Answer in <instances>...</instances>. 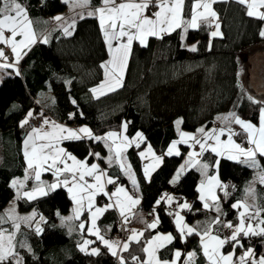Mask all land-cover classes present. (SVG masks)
<instances>
[{
	"label": "trees",
	"instance_id": "obj_1",
	"mask_svg": "<svg viewBox=\"0 0 264 264\" xmlns=\"http://www.w3.org/2000/svg\"><path fill=\"white\" fill-rule=\"evenodd\" d=\"M21 3L27 8L37 34L41 37L47 31L49 42L38 41L23 59L15 62V68H8L0 84V211L16 194L11 186L12 178L24 176L27 168L22 136L34 127L26 124L21 128L20 122L30 111L33 115L27 118L42 117L44 121L48 116L68 125H86L95 136L121 130L122 124L127 122L130 137L137 132L145 137L139 148L133 144L127 149V158L138 187L130 183L118 164L105 165L118 183L125 184L133 194L140 195V207L126 221L132 231L143 232V236L139 243L132 241L128 251H123L120 256L124 257L125 264H137L132 260L133 256L139 257L140 262L144 261L146 254L142 248L147 240L158 231H163L176 237L159 251L163 259L171 258L175 249H181L195 251L198 261L207 262L200 236L193 234L181 240L175 226L176 208L163 201L157 205L156 201L170 191L178 204L191 202V210L183 209L182 213L192 226L195 221L199 222L200 226L194 225L199 232L217 218V212L212 208L205 209L199 200L197 189L202 175L197 169H189L177 183H170L188 147L181 146L180 156H167L165 153L171 142L179 138L180 129L196 131L200 127H211L218 117L232 112L253 123L258 122L264 97L256 96L246 87L247 84L242 85L241 80L243 78L246 82L247 79L246 53L251 55L263 48L255 46L263 39L259 32L264 28V20L247 16L246 5L239 4L237 0H217L213 9L219 17L222 35L211 37L213 26L202 24L199 29H189L187 33L180 28L163 35L162 39L150 37L147 46L135 41L122 86L105 95L95 96L90 90L105 79L101 64L109 58L99 20L86 15L77 20L73 34L66 36L63 27L53 24L52 18L65 12L70 7L68 2L21 0ZM192 3L193 0L185 2L186 20L191 18ZM100 4L101 0H91L87 5L96 7ZM182 36L184 39H181ZM189 44H195L197 51H190ZM6 51L10 53V49ZM177 121H180L179 128ZM224 124L230 126L232 123L225 121ZM62 144L71 154L89 161L94 158L89 155L90 152L108 153L103 141L85 138L63 141ZM146 144L164 156V162L153 172L151 179L144 176L139 155ZM216 159H220L219 168L210 167L208 174L217 172L221 182L229 185V195L225 196L219 189L218 197L222 218L226 223L231 221L235 225L239 222L240 209H234L232 204L245 199L246 187L256 170L226 157L218 158L210 151L201 160L212 165ZM259 159V169L264 174V158ZM101 160L104 161L103 158ZM255 193V205L264 208V184L257 182ZM104 197L100 194L98 200L101 202ZM19 204L22 212L35 210V220L42 214L48 218L39 234L33 228L35 221L31 227L21 223L19 231H16L15 251L22 256L23 264H120V256H113L96 236L87 231L89 224L84 220L88 219L89 212H83L79 220L61 224L60 217H68L73 211V201L65 188L31 201L20 198ZM57 212L60 216L56 215ZM148 213L159 217L156 229L147 228ZM120 216L115 208H109L99 220L105 239L115 238ZM262 218L264 213L257 219ZM81 222L85 223L83 231L78 229ZM256 223L257 220H254V225ZM223 224L221 222L212 227H223ZM6 230L14 231L12 227ZM84 240L94 242L87 246L86 252L78 247ZM240 241L243 247L235 248L234 261L247 248L254 249L256 256H264V240L259 236L244 237ZM92 248H98L99 253L91 254ZM223 250L229 253L233 247L226 244ZM5 264H15V260L10 258Z\"/></svg>",
	"mask_w": 264,
	"mask_h": 264
},
{
	"label": "snow or ice",
	"instance_id": "obj_2",
	"mask_svg": "<svg viewBox=\"0 0 264 264\" xmlns=\"http://www.w3.org/2000/svg\"><path fill=\"white\" fill-rule=\"evenodd\" d=\"M67 3L68 0H65ZM186 0H101L100 6L94 10L89 11L87 16H95L99 20V26L103 33V39L107 46L110 59L101 64L104 69L105 80L97 87L92 88L90 91L93 94L105 95L107 92L115 91L118 87L122 86L123 75L127 68L128 60L132 54V46L134 41H138L142 46H147L149 37H157L162 39L163 35L171 34L176 29H183L187 33L189 29H199L201 25L211 27L215 24V31L210 33L211 37L222 35L219 31L220 25L218 23L219 17L213 10L212 5L217 0H193L191 5V19H184V7ZM241 5H246L247 16L257 17L264 20V12L258 11L259 8L264 7V0H237ZM80 4H90L91 0H79ZM150 7H156L158 10L152 16L146 15V11ZM202 9V10H201ZM84 18L83 15L80 17ZM56 21H61L63 17L56 16L53 18ZM76 20L73 19L70 24L63 27V33L66 36H71L75 29ZM33 21L29 18L27 8L21 3V0H0V44L7 45L11 48L16 63L26 54L25 49H29L32 45L37 43V35L33 28ZM9 32L10 36H5V32ZM261 37H264V28L259 32ZM20 36L21 39L17 40L16 37ZM181 39H184L182 36ZM48 38L44 37L42 43L47 44ZM115 42V43H114ZM211 46V45H209ZM190 51H197L195 44L191 45ZM0 58L8 61L9 57L5 55L4 49L0 48ZM15 63H2L0 68H15ZM19 75V71L16 72ZM106 89V91H105ZM251 99V97H249ZM74 103V102H73ZM33 113L30 111L27 117H31ZM20 122V127L23 128L28 124V118ZM71 118V116H70ZM218 119H220L218 117ZM229 124L235 123L239 125L244 133L247 135V143L250 145L248 148L243 147L241 144L236 143L233 136L239 135L235 133L231 127H222L219 129H212L205 132L204 128H199L197 131L203 135V139H198L195 135L180 132V139L171 142L165 155L167 156H180V150L177 147L179 144H188L190 141L199 145L200 151H191L183 164L180 165L176 175L170 181L175 184L180 180L181 176L188 169H197L204 179L201 180L197 191L200 193L199 200L203 201V207L208 209L215 206L217 212H220L219 197L216 195L217 188L224 192L225 196L229 195L227 191L229 185L223 184L218 175H209V168L218 169L220 166V159H216L212 165L202 162L200 159L205 152L211 151L217 157H226L229 160H234L243 163L252 168L261 167L259 161L256 159L257 155L264 158V106L259 109V126L253 124L251 121H245L234 112L229 113L228 116L223 118ZM179 128L180 121H177ZM44 125H50L51 131H43V126L40 128H32L31 132L26 134L24 139V152L23 155L26 160L27 169H31L34 173L35 180L38 182L37 186L30 190H24L25 182L29 179L25 175L24 181L13 180L11 186L17 189V198H26L27 200H35L37 197L48 196L50 193L55 192L57 189L65 188L71 197L75 207L73 208L72 216L60 217L61 224L67 221L79 220L83 212L90 213L91 226L87 231L95 235L97 240L101 241L111 252L113 256L117 255L114 246H118L117 242L105 239L96 225V221L108 208H112L113 204L109 203L104 207H95V197L98 194L109 196L105 190V177L106 183L115 185L117 183L111 176L107 175L105 170H101L100 166L96 163L88 164L87 159L78 160L76 156L72 155L65 148L61 147L62 141H78L85 138L101 141L103 140L109 148L110 153L114 151L115 160L119 164L124 174L128 176L133 186L138 187L137 180L131 172V165H126L123 153L127 148L133 144L137 148L144 142L145 137L143 133L137 132L136 136L129 139L123 132L127 131L128 123L122 124L123 132L117 133L110 131L105 136H95L92 130L88 127H81L79 129L67 128L63 125L56 124L54 121L44 119ZM227 132V140H221V136ZM37 141H43L37 143ZM111 141V144H108ZM214 141V143H209ZM90 156L99 157V153H89ZM141 158L148 159L151 157L150 162L144 166V176L151 179L152 173L164 162L163 155H157L149 144L145 151L139 153ZM71 161V164L68 163ZM112 158L109 157V164L111 165ZM58 165H62L58 166ZM51 171L57 177L56 182L45 184L41 181V172ZM70 174V178L60 179L61 176ZM85 177H92L93 182H89ZM260 183L264 184V175H261ZM234 187V186H233ZM250 195H254V189L247 190ZM111 196L116 197V206L119 207L121 216L127 220L128 214H133V208L140 203V199L133 197L123 186H117ZM122 197V198H121ZM111 198V197H110ZM162 200L171 205L175 197L168 195L161 196L156 204L159 205ZM209 201L212 203L210 204ZM180 209L191 210L192 206L187 203L178 205ZM234 209H242L238 212V223L233 225L231 221L224 223L223 227L232 229L229 237L221 238L219 235L213 234V225H220L219 217L214 219L202 232L198 231L197 227L190 226L185 222V218L179 211L175 212V226L179 233L180 239L184 240L186 237L197 234L200 236V244L202 247L203 255L206 257L208 264H264V256L256 257L254 249L247 248L242 255L235 257V248L243 247L239 237L242 235L247 238L250 236L264 237V218L261 217L264 213V208H259L255 204H248L246 202L237 201L232 204ZM94 209V210H93ZM172 215V213H169ZM36 213L33 212L29 216H18L15 210H9L7 219L13 221V227L18 232L22 221L29 227L35 221V231L37 234L43 231L40 227L41 222H46L45 217L40 215L39 220H35ZM60 216L59 212L56 213ZM257 220L254 226L251 221ZM246 221L248 223L246 224ZM5 222V217L0 215V224ZM159 217H156L152 223L147 225L148 229H156L159 224ZM78 229L83 231L85 223L81 222ZM71 231V229H70ZM6 229L0 228V264H5L10 258L18 256L15 252V244L13 241L16 237V232L7 233ZM143 232L137 233L133 230L132 236L129 238L131 241L140 242V237ZM176 239L172 233L162 234L157 233L147 240L146 245L142 251L147 255V259L143 264H177L181 258V251L176 250L174 259L171 261L161 260L157 255L159 249L164 248L166 245L171 244ZM94 243L90 240H84L78 244L80 251L86 252L87 246ZM226 244H231L233 251L224 254L222 249ZM24 246L23 244L21 245ZM129 244L124 243L122 251H128ZM99 253L98 248H92L91 254ZM196 252H188L184 264H193ZM120 264H125L123 256L119 257ZM132 260L140 264L139 257L133 256ZM15 264H21L20 259L15 260Z\"/></svg>",
	"mask_w": 264,
	"mask_h": 264
},
{
	"label": "crops",
	"instance_id": "obj_3",
	"mask_svg": "<svg viewBox=\"0 0 264 264\" xmlns=\"http://www.w3.org/2000/svg\"><path fill=\"white\" fill-rule=\"evenodd\" d=\"M68 3H69V8L65 11V12H63V13H60V14H58V15H55L54 17H56V16H61V17H63V19L61 20V21H56V20H54L53 18H52V20H53V24H57V25H60L61 27H64L65 25H67V24H69L70 23V21L76 16L77 17V20L78 19H80V17H81V13L83 12V11H85V12H89V11H92V10H94L96 7H98V6H100V5H98V6H89V5H87V4H80L79 3V0H68ZM212 8H213V5H212ZM263 8L264 7H261V11H263ZM158 9L156 8V7H154V9H153V7H151V11H149V10H147L146 11V15H148V16H152V14L154 13V12H156ZM202 10V9H201ZM28 15H29V12H28ZM87 15V14H86ZM85 16V15H84ZM29 18L31 19V17H30V15H29ZM191 19V18H190ZM77 20H76V22H77ZM218 23H219V25H220V21L218 20ZM33 26V25H32ZM213 26V30L212 31H215L216 29H215V24H213L212 25ZM33 28H34V26H33ZM35 30V29H34ZM219 31L221 32V27H220V29H219ZM36 32V31H35ZM5 34H6V36H10V33L9 32H5ZM36 35H37V42L38 41H40V40H43V38L44 37H47V38H49V35H48V33H47V31H45V33H43V35L40 37L38 34H37V32H36ZM150 38V37H149ZM148 38V39H149ZM16 39L17 40H19V39H21V37L20 36H17L16 37ZM135 42V41H134ZM133 42V43H134ZM115 43V42H114ZM35 45V44H34ZM34 45H32L29 49H25L24 50V52L27 54L32 48H33V46ZM261 47H263L264 48V46H261ZM10 49V53H8L6 50H4L5 51V55L6 56H8L9 57V59H8V63H15L16 61H15V58H14V56H13V53H12V51H11V48L9 47V46H7V45H5V49ZM262 48V49H263ZM3 49H4V46H3ZM261 50V49H260ZM26 54H24V55H22V58L21 59H23L25 56H26ZM20 59V60H21ZM110 59V56H109V58L106 60V61H108ZM19 60V61H20ZM2 62H6V61H4V60H2ZM124 75H125V72H124ZM124 75H123V78H124ZM105 80V79H104ZM103 80V81H104ZM101 84V83H100ZM99 84V85H100ZM98 86V85H97ZM96 86V87H97ZM95 95V94H94ZM96 96V95H95ZM222 118H224V116H221L220 117V119H217V120H215L214 121V123H213V125L211 126V127H200V128H204L205 129V132H209V131H211L212 129H219L220 127H227V126H225V124H224V120H223V122H222ZM50 120L51 121H54L56 124H59V125H63V126H65V127H67V128H72V129H79V128H81V127H85L86 125H81V126H75V125H68V124H64V123H60V122H57V121H55L54 119H51L50 118ZM253 123V122H252ZM253 124H256L257 126H259V120H258V122L257 123H253ZM86 127H88V126H86ZM89 128V127H88ZM50 129H51V126L50 125H48L47 126V128L46 129H44V130H48V131H50ZM199 129V128H198ZM231 129L235 132V133H237V132H239V131H241V133L243 132V130L242 129H239V130H236V128L235 127H231ZM180 132H187V133H190V134H193V135H195L198 139H203V135L201 134V133H199L197 130L196 131H189V130H185V129H180ZM226 134H227V132H225L224 133V135H222L220 138H221V140H227V136H226ZM226 136V137H225ZM235 138H236V135L235 136H233V139L235 140ZM86 139H88V138H86ZM180 139V136H179V138L178 139H176V140H179ZM236 141V143H237V140H235ZM63 142V141H62ZM62 142H61V144H60V146L61 147H63V148H65L63 145H62ZM209 143H214V141H209ZM240 144V143H239ZM182 145H185V146H187L188 147V151H187V153L185 154V156H184V160H183V162H182V164L185 162V160L187 159V157H188V153L189 152H191V151H196V152H199L200 151V148H199V145H195V144H193L191 141L188 143V144H179V145H177V147L179 148V150H180V152H181V146ZM243 146V145H242ZM210 151V150H209ZM208 152V151H207ZM211 152V151H210ZM206 153V152H205ZM204 153V154H205ZM214 154V153H213ZM74 155V154H73ZM216 155V154H215ZM76 156V155H75ZM204 156V155H203ZM202 156V157H203ZM202 157L200 158V159H202ZM259 155H257V157H256V159L259 161L260 159H259ZM79 158V157H78ZM218 158H220V157H218ZM80 160H85V159H87V161L89 162L88 164L89 165H91V164H93V163H96L97 164V162L95 161V159H97V157L96 156H94V158L91 160V161H89L88 160V158H85V159H81V158H79ZM69 162H71V161H69ZM105 163H107V161H102L101 160V158L99 159V166H100V169L101 170H105L106 172H107V175L108 176H111L109 173H108V169H107V167H106V165H105ZM69 164H71V163H69ZM109 164V163H108ZM112 164V163H111ZM58 166H61L62 167V165H58ZM189 170V169H188ZM187 170V171H188ZM177 172V171H176ZM176 175V173L174 174V176ZM209 175H218L217 174V172H214L213 174H209ZM261 175H264L263 173H261L260 174V176ZM49 176V181L51 182V183H54V182H56V180H57V177L52 173V175H48ZM219 176V175H218ZM65 177H70V174H65L64 176H61L60 177V179L61 180H63ZM114 180H116L117 181V179L116 178H114L113 176H111ZM182 177V176H181ZM85 179H87L90 183L91 182H93V178L92 177H85ZM202 179H204L203 177H202ZM201 179V180H202ZM220 179V178H219ZM221 181V180H220ZM178 182V181H177ZM201 182V181H200ZM258 182V181H257ZM259 182H260V180H259ZM200 185V184H199ZM117 186H123L127 191H128V193L130 194V195H132L133 197H138L139 199H140V203L138 204V205H136L134 208H133V214L135 213V211L140 207V205H141V197H140V195H138V194H133L128 188H127V186L125 185V184H120V183H116L115 185H109V184H107L106 183V177H105V190L109 193V196H105L104 197V201H105V203L104 204H102L101 202H100V200H98V196L100 195V194H98L96 197H97V202H96V204L94 205V208L95 207H104V206H106L107 204H109V203H111V204H113V207L112 208H115L116 209V211L118 212V214L119 215H121L120 214V210H119V207L118 206H116V197H113V196H111V193L112 192H114L115 191V188L117 187ZM254 187H255V185H254ZM67 190V189H66ZM218 190H219V188H217L216 190H215V192H216V195L218 196ZM168 195H171V196H173V194L170 192V191H168V192H166ZM165 193V194H166ZM102 194V193H101ZM164 196V195H163ZM111 197V198H110ZM174 197V196H173ZM122 198V197H121ZM166 205H168V206H170V207H173V208H176V211H179L180 212V214L184 217V215H183V213H182V210L183 209H180L179 207H178V201L176 200V198H175V200L173 201V203L171 204V205H169L167 202H166V200H162ZM161 201V202H162ZM203 202V201H202ZM242 202H246V203H248V204H254V198H252L251 199V202L249 203V202H247L246 200H243ZM188 203V202H187ZM204 203V202H203ZM209 203L211 204L212 202L211 201H209ZM218 203H219V208H220V212H217L216 211V209H215V206H213V207H210V208H212L213 210H215L216 212H217V217H219V219H220V221L222 222V223H226L225 221H224V219L222 218V206H221V203H220V201H218ZM190 204V203H189ZM210 208H208V209H210ZM109 209V208H108ZM94 210V209H93ZM240 210H242V209H240ZM105 213V212H104ZM104 213L102 214V215H100L99 216V218L97 219V221H96V225H97V227H98V229H99V231H100V234H101V230H100V226H99V220L103 217V215H104ZM133 214H128L127 215V218L128 217H130V216H132ZM124 217V216H123ZM185 218V217H184ZM185 222L187 223V224H189L190 226H192L190 223H188L187 222V220H186V218H185ZM196 223H194V225H196V224H199V222H197V221H195ZM248 223V221H246V224ZM251 223H253L252 221H251ZM193 225V226H194ZM91 226V218H90V215H89V225H88V227H90ZM199 226H200V224H199ZM137 232V231H136ZM137 233H139V232H137ZM157 233H162V234H167V233H171V232H163V231H158ZM157 233H155L154 235H156ZM102 235V234H101ZM153 235V236H154ZM95 236V235H94ZM132 236V235H131ZM130 236V237H131ZM129 237V238H130ZM128 238V240H126V241H124V242H120V241H118V240H116L115 238L114 239H107V240H109V241H115V242H117V244H118V246H114V248H115V250L117 251V252H122V248H123V245H124V243L125 242H127L129 245H130V243L132 242L130 239ZM169 245V244H168ZM201 245V244H200ZM167 246V245H166ZM202 248V247H201ZM161 249H159V251H160ZM176 250H180L181 251V253H182V255H181V258H180V260L178 261L179 262V264H184V262H182V263H180L181 262V260H183L184 259V261H185V259L187 258V253L188 252H192V251H183V250H181V249H175L174 251H173V256L171 257V258H169V259H163L161 256H160V253H159V251H158V256H159V258L161 259V260H168V261H171L172 259H174V253H175V251ZM222 251H223V253L226 255V254H228V253H225L224 252V250L222 249ZM203 252V251H202ZM232 252V251H231ZM204 256V255H203ZM206 258V257H205ZM147 259V255H146V257H145V260ZM234 259V258H233ZM207 260V259H206ZM140 264H143V261H141L140 262ZM193 264H208V262H205L204 260H201V261H198L197 260V258H196V256L194 257V260H193Z\"/></svg>",
	"mask_w": 264,
	"mask_h": 264
},
{
	"label": "rangeland",
	"instance_id": "obj_4",
	"mask_svg": "<svg viewBox=\"0 0 264 264\" xmlns=\"http://www.w3.org/2000/svg\"><path fill=\"white\" fill-rule=\"evenodd\" d=\"M214 10V9H213ZM258 11H261V8H259L258 9ZM261 12H263V11H261ZM88 12H85V11H83L82 13H81V15H85L86 16V14H87ZM73 19H75V20H77V17L75 16ZM72 19V20H73ZM72 20L70 21V23L72 22ZM69 23V24H70ZM65 26H67V25H65ZM5 36H6V34H5ZM7 37V36H6ZM191 45H193V44H189V47L191 46ZM3 46H4V50H6L5 49V45L4 44H0V48H3ZM260 47V46H264V37H263V39L260 41V43H258L255 47ZM249 52V51H248ZM4 53H5V51H4ZM250 54L249 53H246V55H245V57L246 56H249ZM2 58H0V64H2V63H8V61H6V62H2ZM8 73V69H5V68H0V84L3 82V80H4V77L6 76V74ZM240 80H241V78H240ZM242 81H243V84L242 85H244V86H246V82H244V80H243V78H242V80H241V83H242ZM246 87H248V86H246ZM105 91H106V89H105ZM106 93H107V91H106ZM96 96H100L98 93L97 94H95ZM46 119H48L49 121H51L49 118H48V116H46L45 117ZM242 118V117H241ZM242 119H244V118H242ZM223 118H222V122H223ZM245 121H248V120H246V119H244ZM225 121V120H224ZM47 126L48 125H43V131H48V130H44V129H46L47 128ZM227 127H235L236 128V130H239V129H241V127L239 126V125H236L235 123H232L230 126H227ZM38 128H40V127H38ZM220 128H222V127H220ZM217 129V128H216ZM31 130H32V128H29V130H28V132L27 133H29V132H31ZM50 131H51V129H50ZM108 132H110V131H108ZM108 132H106V133H108ZM114 132H117V133H121V132H123V129L121 128V130H118V131H114ZM106 133H104V134H102V135H100V136H105V134ZM237 133H239V135H236V138H235V140H237V143H240L241 145H243V147H245V148H248L250 145L247 143V142H245L244 140L247 138V135H246V133H244V132H242L241 133V131H239V132H237ZM123 134L124 135H126V136H128L129 137V139H132L133 137H130L128 134H127V131L126 132H123ZM136 136V135H135ZM134 136V137H135ZM226 136H228V133L226 134ZM225 136V137H226ZM25 137H26V135H23L22 136V149H23V152H24V139H25ZM101 141H103V140H101ZM43 141H37V143H42ZM104 142V141H103ZM105 143V142H104ZM112 142L111 141H108V144H111ZM63 145V144H62ZM106 145V144H105ZM149 144H146L142 149H141V152L142 151H145L146 150V148H147V146H148ZM107 147V146H106ZM107 149H108V153L107 154H105V155H103L100 151H98V152H95V153H99L100 154V156L99 157H97V159H95V161L97 162V164H99V159L100 158H103L105 161H107V163H109V157L111 156V158H112V164L113 163H115V164H118L117 162H116V160H115V155H114V151L113 152H111L110 153V151H109V148L107 147ZM128 149V148H127ZM127 149H126V151L123 153V157H124V163L126 164V165H130V163H129V160H128V158H127ZM154 150V149H153ZM156 153V152H155ZM157 155H160V154H158V153H156ZM73 155V154H72ZM75 156V155H74ZM77 157V156H76ZM77 159L78 160H80L78 157H77ZM142 159V162H143V170H144V166L146 165V164H148L149 162H150V159H151V157H149L148 159H144V158H141ZM88 162V161H87ZM68 163H71V162H69L68 161ZM89 163V162H88ZM119 165V164H118ZM120 167V166H119ZM27 169V168H26ZM255 170H256V172H255V175H254V177H253V179L250 181V183L247 185V187H246V197H245V199L244 200H246L247 202H251V199L252 198H254V204L256 203V193H255V187H254V185L257 183V181L259 182V178H260V174L262 173L261 172V170L259 169V167L258 168H255ZM131 172L134 174V171H133V169H132V167H131ZM47 173H53V172H51V171H47V172H45V171H42L41 172V181L42 182H44L45 184H51V182L49 181V176H48V174ZM153 174V173H152ZM25 175H28L29 176V179L25 182V188L23 189V190H21V191H24V190H30L31 188H33V187H35V186H37V184H38V182L35 180V177H34V173H33V171L31 170V169H28L27 170V172L25 171V173H24V176H18V177H13L12 178V181L13 180H20V181H24V178H25ZM127 176V175H126ZM135 176V175H134ZM152 176V175H151ZM128 177V176H127ZM32 178V181L30 182V179ZM66 178V177H65ZM64 178V179H65ZM67 178H70V177H67ZM136 179V178H135ZM148 179V178H147ZM130 183H131V181H130ZM11 184H12V182H11ZM132 184V183H131ZM136 187V186H135ZM248 189H254V195H250L249 193H248ZM15 191H16V194H15V196L9 201V203L6 205V207L2 210V211H0V215H3L4 217H5V222L3 223V224H0V227L1 228H3V229H8V227H12L13 229H14V231L13 232H16V229L13 227V221H11V220H8L7 219V213H8V211L9 210H12V209H14L15 210V214L16 215H18V216H21V217H23V216H29V215H31L33 212H35V210H30V211H27V212H22L21 210H20V204H19V200H20V198H17V189L15 188ZM138 198V197H137ZM96 202H97V197H95V204H96ZM75 207V205H74V203H73V208ZM72 214H73V211L70 213V215L69 216H72ZM82 215H83V213H82ZM82 215L80 216V217H82ZM89 215H90V213H89ZM17 222H19V223H23L22 221H17ZM84 222H88V224H89V216H88V219H86V220H84ZM253 222V225H254V220L252 221ZM25 224V223H24ZM256 225V224H255ZM254 225V226H255ZM7 233H11V231H7ZM6 233V234H7ZM17 233V232H16ZM133 234V231H132V233L130 234V236ZM129 236V237H130ZM128 237V238H129ZM128 240V239H127ZM13 243L15 244V240L13 241ZM16 252V251H15ZM123 252V251H122ZM121 252V253H122ZM17 253V252H16ZM120 252H117V255L116 256H120V254H121ZM158 255V254H157ZM257 258H259V257H261V256H256ZM14 260H16V259H20L21 260V264H23V258H22V256L20 255V254H18V256L17 257H14L13 258ZM179 261V260H178ZM177 261V264H179V262ZM182 262H184V259L183 260H181V262L180 263H182Z\"/></svg>",
	"mask_w": 264,
	"mask_h": 264
},
{
	"label": "water",
	"instance_id": "obj_5",
	"mask_svg": "<svg viewBox=\"0 0 264 264\" xmlns=\"http://www.w3.org/2000/svg\"><path fill=\"white\" fill-rule=\"evenodd\" d=\"M246 62L248 64L246 84L256 96L262 98L264 97V48L247 56ZM42 215L47 222L48 218L44 214ZM46 222H41L40 227L42 228ZM35 227L34 222L33 228L35 229Z\"/></svg>",
	"mask_w": 264,
	"mask_h": 264
},
{
	"label": "built area",
	"instance_id": "obj_6",
	"mask_svg": "<svg viewBox=\"0 0 264 264\" xmlns=\"http://www.w3.org/2000/svg\"><path fill=\"white\" fill-rule=\"evenodd\" d=\"M120 2H121V0H117V3H120ZM153 9H154V7H153ZM42 123H43L42 117L28 118V124L30 125V127L35 128L37 126H40ZM244 141L247 142V138ZM186 202L190 203V205H191V202H189V201H186ZM101 203L104 204L105 201L102 199ZM146 219H147V223L149 224V223H152L153 220L156 219V217L153 214L148 213ZM131 233H132V229L129 227L128 222L125 220L124 217L120 216L118 218V222H117V231L115 233V239L120 241V242H124L128 239V237L130 236ZM231 233H232V229H228L225 227H217V228L213 229V234L219 235L221 238L229 237L231 235ZM242 238H244V237L241 235L239 237V239L241 240ZM259 238L264 240V237H259Z\"/></svg>",
	"mask_w": 264,
	"mask_h": 264
}]
</instances>
